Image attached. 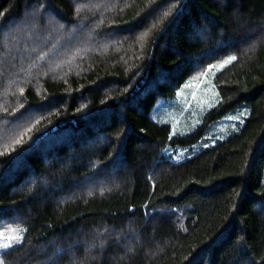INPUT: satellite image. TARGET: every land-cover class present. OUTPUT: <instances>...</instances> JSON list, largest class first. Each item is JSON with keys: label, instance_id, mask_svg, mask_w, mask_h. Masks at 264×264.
Returning <instances> with one entry per match:
<instances>
[{"label": "trees", "instance_id": "1", "mask_svg": "<svg viewBox=\"0 0 264 264\" xmlns=\"http://www.w3.org/2000/svg\"><path fill=\"white\" fill-rule=\"evenodd\" d=\"M1 228L3 264H264V0H0Z\"/></svg>", "mask_w": 264, "mask_h": 264}, {"label": "rangeland", "instance_id": "2", "mask_svg": "<svg viewBox=\"0 0 264 264\" xmlns=\"http://www.w3.org/2000/svg\"><path fill=\"white\" fill-rule=\"evenodd\" d=\"M226 65L220 63L200 80L190 81L174 101H163L160 103L153 111L154 119L172 124L177 132H189L200 122L201 114L208 112L219 102V98L214 92L213 75L217 71L222 70ZM198 151L199 148L195 147L194 150L189 151L188 157L193 156ZM0 233L3 234L0 236V244L10 242V238L15 235L23 237V230L19 228H1ZM15 244L17 243L12 242V245ZM1 251L2 249H0V253ZM0 261L2 260L0 259Z\"/></svg>", "mask_w": 264, "mask_h": 264}, {"label": "snow or ice", "instance_id": "3", "mask_svg": "<svg viewBox=\"0 0 264 264\" xmlns=\"http://www.w3.org/2000/svg\"><path fill=\"white\" fill-rule=\"evenodd\" d=\"M234 59V58H233ZM19 142V141H17ZM3 234L0 233V236H2ZM23 239V237L21 235H15V236H12L10 238V242L8 243H3V244H0V249H8L10 247H12V242H15V243H20L21 240ZM0 264H3L2 261H0Z\"/></svg>", "mask_w": 264, "mask_h": 264}]
</instances>
